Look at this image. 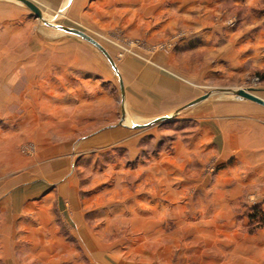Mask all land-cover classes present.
Instances as JSON below:
<instances>
[{
  "label": "rangeland",
  "instance_id": "1",
  "mask_svg": "<svg viewBox=\"0 0 264 264\" xmlns=\"http://www.w3.org/2000/svg\"><path fill=\"white\" fill-rule=\"evenodd\" d=\"M29 1L51 25L99 42L124 94L97 48L0 0V264H245L249 240L264 230L258 191L233 202L218 164L222 139L199 138L228 118L229 90L264 95V69L229 65L264 36V0H112L122 2L114 14ZM133 1L156 12L134 11ZM170 52L185 74L213 71L188 102L136 123L120 67L128 56ZM165 116L173 118L135 128ZM104 130L108 138L92 140Z\"/></svg>",
  "mask_w": 264,
  "mask_h": 264
},
{
  "label": "crops",
  "instance_id": "2",
  "mask_svg": "<svg viewBox=\"0 0 264 264\" xmlns=\"http://www.w3.org/2000/svg\"><path fill=\"white\" fill-rule=\"evenodd\" d=\"M44 3L49 7H54L57 2L45 0ZM67 3V0L60 2L61 12L69 10L80 13L85 9L86 11H92V9L95 11L106 6L108 8L106 12L114 14L117 8L121 10L122 4V2L114 3L112 0H72L70 4L67 5ZM135 3V1L130 3V7L135 9L134 11L144 14L156 12L154 2L151 5V1H149V5H145V7L143 6L145 3L139 4L140 2H138V5ZM123 5L126 6L125 3ZM256 40L255 43L251 41V51L247 54H231L232 57L229 59L231 69L234 71L243 70V66H246L248 61L254 66L264 69V36H257ZM173 57L171 52L157 55L144 54V60L132 56L125 57L120 68L128 88L126 91L127 116L136 118V123L145 118L160 116L175 106L188 102L190 92H195L192 87L206 85L205 76L213 71L210 70V66L205 67L206 72L203 76L185 74L175 68ZM167 72L175 74L179 78V82L167 77ZM260 97L264 100V95H260ZM227 112L228 116L226 117L228 118H223L224 121L220 122L214 119L213 124L217 129L210 130L207 127V132L200 136L199 141L215 145L217 137L222 139V153L219 155L218 164L221 167L220 174L228 173L230 175L229 180L225 183L227 182L234 191L232 201H236L238 191L257 190V199L264 208V107L247 100L236 99L234 104L229 105ZM116 131L120 136H124L128 132L124 128ZM111 133L107 130L101 131L92 140L104 141L108 138L106 136ZM80 222L81 220L78 219L77 224ZM258 234L256 238L249 240L251 257L246 258L245 264H264V230L259 231Z\"/></svg>",
  "mask_w": 264,
  "mask_h": 264
},
{
  "label": "water",
  "instance_id": "3",
  "mask_svg": "<svg viewBox=\"0 0 264 264\" xmlns=\"http://www.w3.org/2000/svg\"><path fill=\"white\" fill-rule=\"evenodd\" d=\"M15 2H18L20 4H22L23 6H25L26 8H28L35 16L37 19L43 21L46 25L49 26H53L50 23H48L46 20H44L42 11L40 10V8L38 6H36L33 2L29 1V0H13ZM72 2V0H69L70 4ZM56 29H58L61 32H64L66 34L78 37L86 42H88L89 44H91L92 46H94L95 48H97L108 60V62L110 63V65L112 66V68L114 69V71L116 72V74L118 75L119 79H120V86H121V91L124 94V84L122 81V78L120 76V73L118 71V68L114 62V60L112 59V57L110 56V54L108 53V51L99 43L97 42L95 39H93L91 36L87 35L86 33L77 30V29H72V28H68V27H62V26H53ZM229 93L233 94L235 96L236 99H240V100H247L253 103H256L262 107H264V100L258 96H256L253 92V90L249 89V90H229ZM210 97V94L204 95L192 102H190L189 104H187L185 107H183L181 110L183 109H187V108H191L193 106H196L198 104H200L201 102L207 100ZM178 111L176 113V115L180 112ZM173 117L171 116H165V117H160L155 119L154 121H152L151 123H149L148 125H137L135 128H146L155 124H159V123H164V122H168L172 119ZM124 120V114H123V118Z\"/></svg>",
  "mask_w": 264,
  "mask_h": 264
},
{
  "label": "trees",
  "instance_id": "4",
  "mask_svg": "<svg viewBox=\"0 0 264 264\" xmlns=\"http://www.w3.org/2000/svg\"><path fill=\"white\" fill-rule=\"evenodd\" d=\"M258 216H259V215L256 213L255 215H253L252 218H254V219H255V218H259ZM263 222H264L263 219H261V220L259 221V223L261 224V226L263 225ZM260 224H259V225H260Z\"/></svg>",
  "mask_w": 264,
  "mask_h": 264
},
{
  "label": "bare ground",
  "instance_id": "5",
  "mask_svg": "<svg viewBox=\"0 0 264 264\" xmlns=\"http://www.w3.org/2000/svg\"><path fill=\"white\" fill-rule=\"evenodd\" d=\"M48 22V21H47Z\"/></svg>",
  "mask_w": 264,
  "mask_h": 264
}]
</instances>
